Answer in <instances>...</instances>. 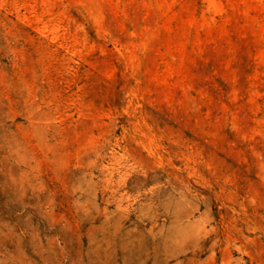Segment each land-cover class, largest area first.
Wrapping results in <instances>:
<instances>
[{
    "label": "rangeland",
    "instance_id": "rangeland-1",
    "mask_svg": "<svg viewBox=\"0 0 264 264\" xmlns=\"http://www.w3.org/2000/svg\"><path fill=\"white\" fill-rule=\"evenodd\" d=\"M0 264H264V0H0Z\"/></svg>",
    "mask_w": 264,
    "mask_h": 264
}]
</instances>
